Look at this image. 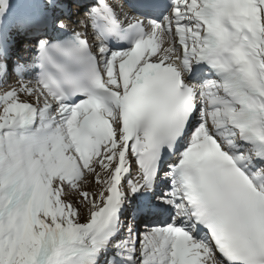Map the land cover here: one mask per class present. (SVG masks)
<instances>
[{"label": "snow or ice", "instance_id": "6c2138e0", "mask_svg": "<svg viewBox=\"0 0 264 264\" xmlns=\"http://www.w3.org/2000/svg\"><path fill=\"white\" fill-rule=\"evenodd\" d=\"M0 264H264V0H0Z\"/></svg>", "mask_w": 264, "mask_h": 264}]
</instances>
